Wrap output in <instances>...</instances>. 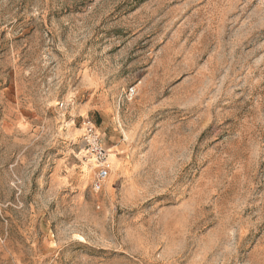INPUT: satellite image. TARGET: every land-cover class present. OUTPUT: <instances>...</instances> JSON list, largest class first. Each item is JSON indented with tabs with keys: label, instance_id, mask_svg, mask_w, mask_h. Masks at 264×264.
Here are the masks:
<instances>
[{
	"label": "rangeland",
	"instance_id": "374dc122",
	"mask_svg": "<svg viewBox=\"0 0 264 264\" xmlns=\"http://www.w3.org/2000/svg\"><path fill=\"white\" fill-rule=\"evenodd\" d=\"M0 264H264V0H0Z\"/></svg>",
	"mask_w": 264,
	"mask_h": 264
},
{
	"label": "built area",
	"instance_id": "2783aa9c",
	"mask_svg": "<svg viewBox=\"0 0 264 264\" xmlns=\"http://www.w3.org/2000/svg\"><path fill=\"white\" fill-rule=\"evenodd\" d=\"M126 95L128 98H134L137 95L136 87L132 86L128 88ZM85 125L87 133L84 138V147L90 148L96 158V161L100 163L93 183L94 191L99 192L111 173V166L107 162L108 151L100 136L94 131V126L89 122Z\"/></svg>",
	"mask_w": 264,
	"mask_h": 264
}]
</instances>
